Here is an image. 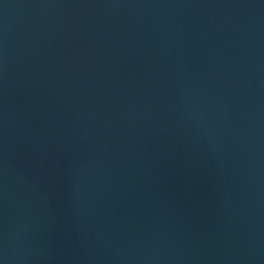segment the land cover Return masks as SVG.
Listing matches in <instances>:
<instances>
[{"label":"water","instance_id":"water-1","mask_svg":"<svg viewBox=\"0 0 264 264\" xmlns=\"http://www.w3.org/2000/svg\"><path fill=\"white\" fill-rule=\"evenodd\" d=\"M0 264H264V0H0Z\"/></svg>","mask_w":264,"mask_h":264}]
</instances>
